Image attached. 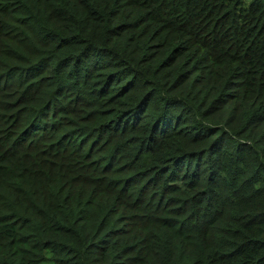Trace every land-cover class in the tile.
Here are the masks:
<instances>
[{"label":"trees","instance_id":"trees-1","mask_svg":"<svg viewBox=\"0 0 264 264\" xmlns=\"http://www.w3.org/2000/svg\"><path fill=\"white\" fill-rule=\"evenodd\" d=\"M0 264H264V0H0Z\"/></svg>","mask_w":264,"mask_h":264}]
</instances>
